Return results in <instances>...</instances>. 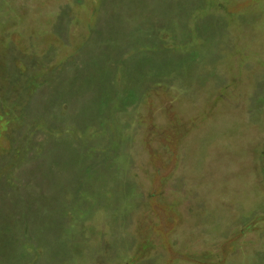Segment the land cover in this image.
<instances>
[{
  "label": "rangeland",
  "instance_id": "1",
  "mask_svg": "<svg viewBox=\"0 0 264 264\" xmlns=\"http://www.w3.org/2000/svg\"><path fill=\"white\" fill-rule=\"evenodd\" d=\"M230 1L0 0V90L41 71L0 100V264H264V1Z\"/></svg>",
  "mask_w": 264,
  "mask_h": 264
},
{
  "label": "trees",
  "instance_id": "2",
  "mask_svg": "<svg viewBox=\"0 0 264 264\" xmlns=\"http://www.w3.org/2000/svg\"><path fill=\"white\" fill-rule=\"evenodd\" d=\"M143 1V0H142ZM237 0H231L230 2H226V3H224L223 5H222V7L225 9V8H228V7H230V9H233L234 8V6H236V8H235V13H243V12H246V11H250V10H254V8L255 7H257V6H260L261 4H262V2L264 1V0H246V1H244V0H242L241 2H236ZM21 4V3H20ZM25 4L23 3V4H21V6L19 7L20 9H21V11H23V13H21V15H20V20H18L17 21V25L19 26L20 24L22 25L23 24V22H24V19H26V15H28V14H26L27 13V11H28V9L27 8H25V6H24ZM25 9V10H24ZM20 11V12H21ZM235 13H230L229 14V16L230 17H232V15L234 16V14ZM29 16V15H28ZM7 22H9V21H7ZM9 24V23H8ZM155 29V28H154ZM262 31L264 32V30L262 29ZM164 31H162V32H159V33H163ZM12 58L13 59H16V56H12ZM15 60H12V59H10V57L9 58H7V64L9 65V68H11L12 66V64H13V62H14ZM33 64H35L34 62H32V65H29L30 67H29V69H30V75H28L27 77H29L27 80H24L22 83H19V78H16V77H19V75L16 73V72H20V68L21 67H19L18 69H15L14 70V72H12V75H15V79L14 80H8L9 82H16V83H18V85H10V86H8V88H6V89H3V87H2V89L0 90V100L2 99L1 97H6V98H9V96L8 95H10L13 91V89H15V90H19V91H22V92H25V94H27V98L25 99V102L26 103H28V101L30 100V98H28V97H31V95H32V90L30 89L31 87V85L32 84H34V81L33 80H35L36 79V77H37V75H39V73L38 72H40L41 73V71L39 70H36V68H35V65H33ZM45 67V66H44ZM9 72L11 71V70H8ZM35 71V72H34ZM11 75V76H12ZM41 75H43V74H41ZM46 77L47 78H49L47 75H46ZM47 78H43V80H42V82L40 83H38L37 84V86H39V85H41V84H43L44 82H46V80H48ZM51 78V77H50ZM33 81V82H32ZM4 91L5 92V94H3L2 96H1V91ZM3 92V93H4ZM21 92V93H22ZM11 95H15L14 93L13 94H11ZM4 99V98H3ZM10 99V98H9ZM5 101H7L8 99H4ZM11 101H13V99H10ZM2 101V103H4V101L3 100H1ZM17 103V102H16ZM15 105V104H14ZM5 106L6 105H3L2 104V110H4L5 109ZM12 109H14V108H12ZM15 112V111H14ZM15 114V118H16V115H17V112H15L14 113ZM19 121H20V119L18 118L17 120H16V123L17 124H19ZM15 123V124H16ZM14 127V126H13Z\"/></svg>",
  "mask_w": 264,
  "mask_h": 264
}]
</instances>
